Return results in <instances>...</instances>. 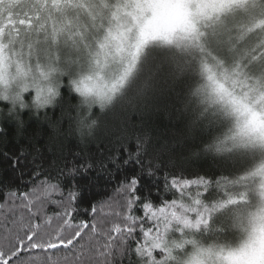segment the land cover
Listing matches in <instances>:
<instances>
[{
    "label": "snow or ice",
    "instance_id": "1",
    "mask_svg": "<svg viewBox=\"0 0 264 264\" xmlns=\"http://www.w3.org/2000/svg\"><path fill=\"white\" fill-rule=\"evenodd\" d=\"M0 264H264V0H0Z\"/></svg>",
    "mask_w": 264,
    "mask_h": 264
}]
</instances>
